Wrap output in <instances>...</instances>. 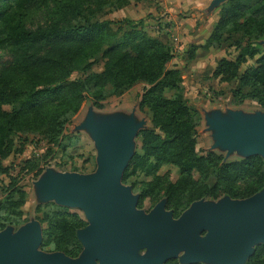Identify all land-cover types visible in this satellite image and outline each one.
Segmentation results:
<instances>
[{"label": "trees", "instance_id": "1", "mask_svg": "<svg viewBox=\"0 0 264 264\" xmlns=\"http://www.w3.org/2000/svg\"><path fill=\"white\" fill-rule=\"evenodd\" d=\"M127 4V0H0V51L12 55V62L0 70V175L10 181L0 200V231L27 223L24 187L3 165L14 152L16 139L37 136L59 144L87 99L101 108L102 102L138 83L149 86L138 109L150 115L153 127L140 133L142 156L131 162V175L141 171L151 179L143 184V193L156 196L163 189L156 175L165 166L179 171L177 182L167 183L163 190L175 215L202 198L242 200L263 188L264 162L259 158L228 164L212 153L198 156L196 118L179 93L180 73L167 69L173 58L170 48L129 20L122 27L98 20L106 11ZM38 14L42 22L33 26ZM226 35H241L248 44L235 62L221 60L214 75L225 82L238 79L239 101L253 100L264 110V52L250 43L264 39V0L226 2L207 45L220 44ZM257 56V66L239 75L241 67ZM98 58L104 61L103 71L94 73ZM76 73L82 77L70 81ZM167 92L175 95L167 98ZM25 167L31 171L29 163ZM127 173L128 169L123 181ZM194 174L201 179L195 180ZM207 178L214 180L212 186L204 182ZM41 224V250L78 256L76 232L85 227L78 215L56 208ZM247 264H264V248L257 249Z\"/></svg>", "mask_w": 264, "mask_h": 264}, {"label": "water", "instance_id": "2", "mask_svg": "<svg viewBox=\"0 0 264 264\" xmlns=\"http://www.w3.org/2000/svg\"><path fill=\"white\" fill-rule=\"evenodd\" d=\"M226 1L212 0L208 9ZM204 120L212 151L225 152L226 159L237 155L264 161V112L216 110ZM145 126L135 110L129 115L100 114L90 108L74 131L92 140L95 172L48 169L34 183L40 203L83 213L87 226L76 232L81 253L70 258L42 252L41 226L33 220L0 231V264H246L255 247L264 245V188L242 200L225 196L216 202L196 201L178 219L165 210V200L148 213L137 209L138 197L121 181L133 141Z\"/></svg>", "mask_w": 264, "mask_h": 264}, {"label": "rangeland", "instance_id": "3", "mask_svg": "<svg viewBox=\"0 0 264 264\" xmlns=\"http://www.w3.org/2000/svg\"><path fill=\"white\" fill-rule=\"evenodd\" d=\"M127 1L128 4L126 6L116 11H106L105 15L99 17L98 20L100 22H114L116 23V27L125 26V20H129L142 33L160 40L170 48L173 58L167 65V69L177 70L180 73L181 83L179 85V93L182 95L188 111L196 118L195 139L198 156H207L209 153H212L222 159L221 163L228 164L247 160L237 155H232L226 159L225 152L219 150L212 151L213 140L211 133L207 131L204 120L205 114L216 110L223 113L227 110H239L245 114L264 112L253 100L239 101V94L237 93L238 79L225 82L221 77L214 75L218 63L221 60L235 62L240 49L248 44V41L242 38L243 36L241 35H235L230 38L226 35L220 44L207 45V40L219 21L221 9L229 0L212 10L208 9L212 0ZM42 19L43 17L39 14L35 15L32 19L33 26L40 24ZM253 41L254 39L250 43H257L263 53L264 48L261 42L264 39ZM257 59L258 56L244 64L239 71V75L246 69L256 67ZM11 62L12 55L10 52L8 50L0 51V70ZM103 65L104 61L98 58L92 68V72L101 73L103 71ZM80 77H82V74L76 73L70 78V81L77 80ZM148 87L144 83H138L122 95L109 98L102 102L101 108L94 107L92 101L87 99L82 104L79 112L65 127L63 139L59 144L51 145L37 136H27L26 141L16 139L14 152L3 161V165L10 168L12 178L16 179L18 184L24 187L26 196L22 211L23 218L27 220V223L35 220L39 222L41 230H43L41 220L44 216L56 208H61L52 202L40 203L38 201L34 183L46 170L51 169L57 173H77L83 175L95 172L96 151L92 140L87 133L74 131L75 127L84 120L90 108L100 114L122 113L129 115L135 110L138 121L144 120L146 122L145 128L138 132L133 141V155L126 168V170L128 169V176L124 181L122 177L121 184L131 188L132 194L138 197L137 209L145 213L150 212L160 201H167L163 196V190L167 183L174 184L177 182L179 178L177 168L165 166L159 169L156 177L160 178L163 189L156 196H147L143 193V184L151 181L150 178L145 177L143 172L135 171L131 175L133 172L131 167L132 159L137 156H142L139 135L142 131L153 129L150 122V115L142 113L138 109L141 96ZM174 95V92L166 93L167 98H172ZM251 158L261 159L260 157ZM26 162L30 164V172L25 167ZM194 179L200 180L201 178L198 174H194ZM9 182L7 177L0 175V200L5 197V191ZM204 182L208 186L214 184L212 178H207ZM223 197L225 196L216 200L207 198L200 200L216 202ZM62 209L70 214L78 215L85 223V227L87 226L84 215L80 210L70 208ZM167 209H170L168 204ZM259 248H264V245L256 246L254 254L250 258L255 255ZM47 250L41 251L54 253L48 252ZM168 262L178 263V260H170Z\"/></svg>", "mask_w": 264, "mask_h": 264}, {"label": "flooded vegetation", "instance_id": "4", "mask_svg": "<svg viewBox=\"0 0 264 264\" xmlns=\"http://www.w3.org/2000/svg\"><path fill=\"white\" fill-rule=\"evenodd\" d=\"M198 201H199V200H198ZM195 202H196V201H195ZM192 203H194V202H192ZM192 203H191V204H192ZM167 204H168L167 201H165V210H166V211H171L174 219H178V218H179V217H180V216H181V215H182V214H183V213H184V212L190 207V205H191V204H190L186 209H184L183 211H181L178 215H175L174 212H173V210H171V209H167Z\"/></svg>", "mask_w": 264, "mask_h": 264}]
</instances>
